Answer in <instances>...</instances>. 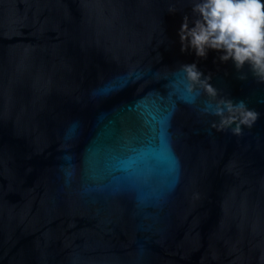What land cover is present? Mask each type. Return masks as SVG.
<instances>
[{"label": "water", "instance_id": "water-1", "mask_svg": "<svg viewBox=\"0 0 264 264\" xmlns=\"http://www.w3.org/2000/svg\"><path fill=\"white\" fill-rule=\"evenodd\" d=\"M192 7L0 0V264H264V84L181 52ZM192 63L259 113L243 135Z\"/></svg>", "mask_w": 264, "mask_h": 264}, {"label": "clouds", "instance_id": "clouds-1", "mask_svg": "<svg viewBox=\"0 0 264 264\" xmlns=\"http://www.w3.org/2000/svg\"><path fill=\"white\" fill-rule=\"evenodd\" d=\"M192 4L195 19L190 21L185 15L178 31L181 52L191 49L198 58H206L209 50L220 52L219 61L231 60L240 79L247 78L243 73L247 65L257 82L264 84V0H192ZM181 67L186 90L197 95L203 90L210 97L203 112L218 118L212 128L218 132L231 129L233 135L241 136L243 127L255 124L259 113L244 101L221 97L210 83L211 75L204 76L196 63Z\"/></svg>", "mask_w": 264, "mask_h": 264}]
</instances>
